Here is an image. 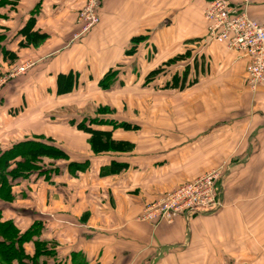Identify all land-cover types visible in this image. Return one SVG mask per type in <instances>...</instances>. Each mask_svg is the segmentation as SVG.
I'll list each match as a JSON object with an SVG mask.
<instances>
[{
    "label": "crops",
    "instance_id": "1",
    "mask_svg": "<svg viewBox=\"0 0 264 264\" xmlns=\"http://www.w3.org/2000/svg\"><path fill=\"white\" fill-rule=\"evenodd\" d=\"M9 1L0 10L1 47L16 59L0 56V73L13 63L31 66L13 85L0 90V149L40 140L63 150L69 161L57 162V174L43 181L61 194L58 180L74 172L68 184L81 191L74 193L83 198L86 221L66 209L54 215L36 213L24 227L8 214L10 203L0 202L2 218L14 221L21 232L35 222L42 224L37 238L54 242L60 259L76 252L88 264H264V105L253 99L264 87L254 91L248 86V60L242 54L205 40L204 10L210 0H103L99 24L79 40L74 39L80 30L77 15L86 0ZM245 1L248 17L264 27V0ZM33 11L34 30L47 38L41 46L23 48L19 43L24 38L17 32ZM139 36L146 37L147 47L128 54L131 40ZM178 54L188 58L166 70L172 75L187 70L186 84L195 82L192 86L198 93L196 104L203 106L198 99L208 94L218 97L213 109L230 111L233 105L249 110L236 117H209L214 119L207 126L201 119L189 118L180 128L168 103L159 123L100 115L137 126L135 131L112 132V139L129 143L131 151L100 154L92 152L88 134L71 127L74 119L46 118L47 113L77 107L80 102L72 101L75 98L82 99L84 109L109 108V91L98 87L109 70H116L121 81L134 74L146 76ZM69 73L75 85L58 94V76ZM125 86L129 84L123 91ZM112 162L127 169L102 175ZM73 163L83 170L69 167ZM215 169L224 173L220 211L188 219L180 216L157 227L138 219L143 205L162 198L160 189L172 191ZM89 217L105 221V227L89 222ZM25 249L31 254L32 244Z\"/></svg>",
    "mask_w": 264,
    "mask_h": 264
},
{
    "label": "trees",
    "instance_id": "2",
    "mask_svg": "<svg viewBox=\"0 0 264 264\" xmlns=\"http://www.w3.org/2000/svg\"><path fill=\"white\" fill-rule=\"evenodd\" d=\"M9 0H0V10L9 4ZM35 11L32 12L30 18L26 21L24 27L17 32L24 38V41L19 43L23 48L32 47L36 48L44 42L47 35L39 33L34 30L35 26ZM0 19L2 15L0 13ZM4 36L1 33L0 27V56L4 59H9V61H14L16 55L5 51L1 46ZM146 40V37L139 36L131 40L132 47L127 51L128 54H133L136 51L134 45L140 43V41ZM186 55H179L168 60L157 70L152 71L151 75H158L160 72L163 73V69L170 67L185 60ZM159 76V75H158ZM187 70L182 72V75L173 74L170 81H167L166 87L178 88V90H184L185 87L191 86L195 82L186 84ZM76 79L78 77H75ZM113 78H117L116 70H109L103 78L99 81L98 87L102 90H110L111 83H113ZM73 75H60L57 78L58 94H65L72 90L74 86ZM109 108H99L98 112L100 115H108ZM98 115V116H100ZM71 127H75L77 130L88 134L90 138L88 139L91 150L94 154L109 153V152H129L132 150V145L125 142H118L112 139V132L115 130L123 131H135L137 126L129 124L127 122L117 121V120H105L103 118L95 117L90 119H84L81 122L71 121ZM95 127H109L110 131H101L95 129ZM108 149V150H105ZM69 157L65 154L63 150L52 145L48 142H43L40 140H27L22 142H17L15 145L9 147L8 149H0V202L10 203L12 200V190L20 182L23 181H33V179H48L54 174H57L58 168L56 167L57 162H68ZM52 166L49 167L48 164ZM87 165V163L85 164ZM74 166L77 169H82L84 166L78 164H69V167ZM43 169V174H34L35 169ZM127 169L125 164H119L112 162L109 167L101 170L102 175L104 174H117L123 170ZM100 173V174H101ZM42 230V224L33 223L30 228L26 231L21 232L14 221L4 220L0 212V264H48L49 257L54 256L56 253L55 243L49 241L39 240L37 237L40 236ZM31 243L33 246V251L31 254L26 252L25 245ZM52 253V255H51ZM59 258V257H58ZM51 259V258H50ZM49 260V261H48ZM88 264L83 255L80 253L73 252L69 257L63 259H58L57 263L51 261L50 264Z\"/></svg>",
    "mask_w": 264,
    "mask_h": 264
},
{
    "label": "rangeland",
    "instance_id": "3",
    "mask_svg": "<svg viewBox=\"0 0 264 264\" xmlns=\"http://www.w3.org/2000/svg\"><path fill=\"white\" fill-rule=\"evenodd\" d=\"M146 41V40H145ZM144 44V41H140V43H137L135 46L140 47L139 51H143L147 45ZM40 46V45H39ZM137 49V48H136ZM147 57L145 56V59ZM188 58V56L186 57ZM185 58V59H186ZM184 61V60H183ZM24 65V64H23ZM21 65L16 64H10L9 68L3 72L0 73V76L7 75L11 70H15L19 68ZM163 73H159L158 75L154 74L149 76H136L134 74L132 77L126 78L124 77V80L121 81V77L118 79L113 78V83H111V88L109 91V99L111 107L108 109V115L109 116H120V117H132L134 119H138L140 121L148 123H154V122H161L162 118L165 115V103L171 106V111L175 117V120L177 122V126H187V122L189 118H198L201 119L200 121H204L205 125L207 126L208 123L210 124V120L214 118H221V117H232L233 115L239 116L241 114H244V111H248L249 107L246 106L245 109L240 110L233 107V105L229 110H226L225 108H215L213 109L214 105H218V97H214L213 95L205 94L199 101H204L203 106H199L196 104L197 98V91H194L195 88L193 86L185 87L184 90H179L178 88H169L166 87L165 80L163 79L165 76L170 79L172 73L168 72L166 69L162 70ZM16 79V78H15ZM15 79H10L8 83H6L5 86H10L15 83ZM166 79V78H165ZM136 81L137 83H134ZM125 84H129V87L125 86V91H123V87ZM131 84V85H130ZM2 87V88H3ZM135 87V88H134ZM0 88V90L2 89ZM107 91V92H108ZM200 95V94H199ZM202 95V94H201ZM252 100V97H250ZM193 99V100H192ZM195 99V101H194ZM255 102H258L261 105H264V92L262 94H258V96L253 97ZM193 102H190V101ZM72 101H79L80 103H77V107H66L62 108L59 111H53L50 113H47L46 118H61V119H74L77 122H81L84 119H90L99 117L100 113L98 112V108L92 106H86V108L83 107V101L81 98H75V100ZM210 102L213 103L210 104ZM254 102V103H255ZM235 108V109H234ZM228 109V108H227ZM234 109V110H233ZM224 112V113H216V112ZM52 113V114H51ZM48 116V117H47ZM221 116V117H220ZM214 117V118H209ZM148 119V120H147ZM152 119V120H150ZM152 121V122H151ZM194 120H191L193 122ZM163 125V123H162ZM196 126L197 124H193ZM193 125H189V127H194ZM164 126V125H163ZM179 127V128H180ZM189 131V129H187ZM190 131H194L190 128ZM158 144L156 146L160 147L163 146L160 142H157ZM147 149V148H145ZM87 150V149H83ZM82 150V151H83ZM108 150V149H105ZM88 152V150L86 151ZM122 152V150L120 151ZM48 164V163H47ZM49 167H51V164H48ZM221 167V166H220ZM216 170V169H215ZM34 174H43V169H35L33 170ZM211 171V170H210ZM223 171V170H222ZM209 172V171H207ZM206 173V172H205ZM204 174V173H203ZM201 174V175H203ZM224 174V173H223ZM43 175L48 176V174L44 173ZM74 172H68V176L64 177L62 175V179L58 180L61 182L60 188L64 190L63 193L60 194L58 192L57 188H53L54 185L50 186L47 184V182L43 181V178L40 179H33V181L29 182H22L21 185L14 188L12 192V200L10 201V205L7 208V212L9 215L14 216L16 219V222L20 225L26 226L24 223L27 222L28 218L35 217L36 213L39 212H48L50 214H58L59 212L71 211V214L77 215V217H84L85 215V206L82 202L83 198L82 196H78L74 192H81L77 187H75L74 184H68L70 183L69 178L73 177ZM199 175V176H201ZM199 176H196L192 179H189L188 181H192L197 179ZM49 177V176H48ZM187 181H184L186 183ZM182 183L181 185H184ZM181 185H177L175 188H172V190L177 189ZM164 189V188H163ZM163 189H160L159 191L162 192V195H160L162 198L165 197L164 195L170 191L165 192ZM14 193V194H13ZM160 198V199H162ZM159 201V200H157ZM156 202V201H155ZM155 202L148 203L143 205V209L138 217L140 221H143L141 219L142 214L144 212V209ZM224 206V205H223ZM80 208V209H79ZM115 208V207H114ZM6 213V212H5ZM80 213V214H79ZM82 213V214H81ZM84 213V214H83ZM60 214V213H59ZM83 221L84 220L83 218ZM89 222H92L93 224L99 226V227H105V221H97V219H94L92 217H89ZM147 222L150 225L157 227L158 225L149 222V221H143ZM27 224V223H26ZM163 224V223H162ZM27 247V246H26ZM52 255V253H51ZM59 256L54 254V256H50L48 259L49 263H52L51 261H54V263H57V260ZM51 258V259H50ZM1 263V262H0Z\"/></svg>",
    "mask_w": 264,
    "mask_h": 264
},
{
    "label": "built area",
    "instance_id": "4",
    "mask_svg": "<svg viewBox=\"0 0 264 264\" xmlns=\"http://www.w3.org/2000/svg\"><path fill=\"white\" fill-rule=\"evenodd\" d=\"M102 2H84L77 15L80 30L74 36L75 40L87 36L99 24ZM245 2L236 5L229 0H210L204 10L205 40L242 54L248 60V86L255 90L264 87V27L248 17ZM30 66L27 63L0 76V88L10 79L24 75ZM222 177L221 169H216L187 181L148 205L141 219L156 225L171 224L180 216L188 219L195 214L211 215L220 211L224 205L220 184Z\"/></svg>",
    "mask_w": 264,
    "mask_h": 264
},
{
    "label": "bare ground",
    "instance_id": "5",
    "mask_svg": "<svg viewBox=\"0 0 264 264\" xmlns=\"http://www.w3.org/2000/svg\"><path fill=\"white\" fill-rule=\"evenodd\" d=\"M254 91H256V90H254Z\"/></svg>",
    "mask_w": 264,
    "mask_h": 264
}]
</instances>
